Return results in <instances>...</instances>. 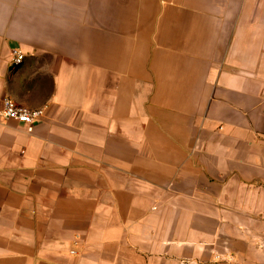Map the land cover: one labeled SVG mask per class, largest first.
<instances>
[{
    "label": "crops",
    "instance_id": "0c3cea01",
    "mask_svg": "<svg viewBox=\"0 0 264 264\" xmlns=\"http://www.w3.org/2000/svg\"><path fill=\"white\" fill-rule=\"evenodd\" d=\"M5 97L0 264H264V0H0Z\"/></svg>",
    "mask_w": 264,
    "mask_h": 264
},
{
    "label": "built area",
    "instance_id": "2783aa9c",
    "mask_svg": "<svg viewBox=\"0 0 264 264\" xmlns=\"http://www.w3.org/2000/svg\"><path fill=\"white\" fill-rule=\"evenodd\" d=\"M24 60V54L14 49L11 52V69L17 68ZM42 109H28L17 104L13 99L5 97L3 99V108L0 111V117L3 119H13L16 122L27 126L28 131H31L35 122L43 116Z\"/></svg>",
    "mask_w": 264,
    "mask_h": 264
}]
</instances>
